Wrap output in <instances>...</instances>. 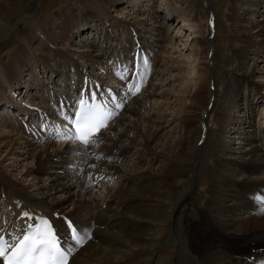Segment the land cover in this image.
Instances as JSON below:
<instances>
[{"label": "bare ground", "instance_id": "6f19581e", "mask_svg": "<svg viewBox=\"0 0 264 264\" xmlns=\"http://www.w3.org/2000/svg\"><path fill=\"white\" fill-rule=\"evenodd\" d=\"M10 1L0 0V8ZM78 1L79 7L67 17L58 14L62 20L56 30L44 28L37 15L24 17L19 47L0 60V104L18 110L0 112L3 235L17 238L33 221L21 216L29 211L49 219L63 245L74 247L68 264H264V120L258 121L261 128L252 125L253 95H264V83L252 81L253 76L264 80V62L255 58L264 53V0L229 1L230 36L238 45L227 57V67H220L229 73L228 82L218 87L211 78V90L209 65L216 61L214 52L209 60L203 47L204 25L198 16L208 0ZM122 2L131 10L119 20L110 12ZM141 4L149 9L139 8ZM145 19H150L148 28L143 27ZM117 24H122L121 31ZM7 26L0 17V36ZM89 28L94 38L84 40ZM183 33L187 38L180 39ZM37 37L43 41L31 55ZM96 37L102 43L98 47ZM157 49L155 60L163 54L161 62L171 70L164 80L162 66L150 60ZM138 54L147 57L148 64L141 63L137 70ZM183 60L194 63L191 72L196 77L187 82L180 73ZM35 66L42 71L35 73ZM149 68L152 77L146 81ZM124 75L128 78L122 79ZM20 79L25 92L33 89L26 95L34 97L26 101L30 111L5 96V90L15 92ZM125 83L131 90L138 85L141 92L123 103L108 122L112 130L103 134V129L99 137L101 152L116 148L114 163L98 162L95 145L69 147L57 137L45 141L46 130L55 134L67 126L56 127L63 122L62 102L69 112L66 108L86 87L97 91L104 103L110 95L120 99ZM167 86L178 88L171 93ZM171 94L183 98L173 110ZM150 99L156 109L148 105ZM107 107L113 110L111 103ZM192 109L194 114H188ZM133 117L144 128L135 129ZM170 121L175 126L166 129ZM189 127L201 135L190 149ZM78 162L84 164L82 171ZM200 178L205 182L198 183ZM200 184L203 195L197 193ZM195 194L201 195L200 203ZM188 210L193 216H186ZM66 219L81 235L89 234L82 244L71 239Z\"/></svg>", "mask_w": 264, "mask_h": 264}, {"label": "rangeland", "instance_id": "374dc122", "mask_svg": "<svg viewBox=\"0 0 264 264\" xmlns=\"http://www.w3.org/2000/svg\"><path fill=\"white\" fill-rule=\"evenodd\" d=\"M229 1L230 0H208V2H209L208 4H209L210 8L207 7L208 4H205L204 10H201L200 14H198V16H200V19L204 25L203 29H202V32H203L202 36L205 37V46H203V47H206L207 53L209 54V60L213 59L212 57H210V55L212 54V52H214V56H215L214 61H216V63H214L213 61L212 62L214 64L218 63L220 65L219 68L221 67V65L223 68L227 67L226 66L227 57H229L233 53V52H231L232 49H234V47L236 45H238L237 42L233 41V40H235V38H232L230 36L232 34L231 33L232 29H231L230 25L228 24L229 22L227 20V8L229 5ZM127 4L128 3H123V2L118 4L117 11L116 12L111 11L110 14H112L113 16L115 15L116 17H118L117 19H119V20H123L122 14L124 12H126V10H131V7L128 6ZM142 4H145V3H142ZM142 4L139 6V8H141L145 11H147L150 7L152 8L154 6L151 3L149 8H146V6H144ZM79 5H80V2L78 0H11L5 8H0V17L2 19H4V21H6V23L8 25L7 26L8 30H7L6 34H3L0 36V60H2V59L5 60L9 56L10 52H14V50L17 48V46L19 47L20 44L18 43V38H19V35L22 34V32L24 31V28H25L24 23H23L24 17H26L29 14L37 15L40 17L41 24L44 28L50 29V27H51V28H55V30H56V27H58L61 24L62 17L64 18L65 16L67 17V15H70L72 13V8L73 7H79ZM123 8H126V9L124 10ZM58 14H60V16L62 15L61 19H59ZM144 15H145V12H144ZM126 19L129 20L130 22L132 21L131 18L128 16ZM209 19H211V20H209ZM149 20L150 19H145L143 21V23H145V26L143 25V27L148 28L149 26H151ZM154 20H156V19H152V21H154ZM157 21L160 22V19H158ZM210 23H212L213 27L209 26ZM91 24H93V23H91ZM109 24L110 23H107V25H109ZM117 25H119L117 31H121L122 24H117ZM119 28H120V30H119ZM87 30L88 31H85V33L83 32L82 38L85 40L86 38H88V35H89L90 36L89 39L91 40L92 38H94V37H92L94 34V31L91 32L90 31L91 28H89ZM208 33H209V38H208ZM55 34L56 33H53V34L50 33L51 36H54ZM185 38H187V34L183 33V36H180V39H185ZM38 39H39V41H38ZM97 39L98 38L96 37V44L95 45H97V47H98L102 43H101V40L98 39V41H100V42H98ZM42 41H43V39H40L38 37L34 38L32 40L33 43L30 46L31 55L32 54L35 55L39 52L38 51V49L40 48L39 43H41ZM174 42L176 45L179 44V42L177 40H175ZM159 52L160 51H158V49H157L152 54L150 60L154 61L156 59V54H159ZM186 54H188V52H186ZM163 56H164L163 54H160L159 58H158V61L159 60L160 61L158 62L157 60H155L152 65H154V63H155L157 65V67L162 66L163 70H161L162 72H161L160 77L162 76L163 80H164V78L167 77L166 75L168 73H170L171 70H170L169 65L164 64V62H161L162 61L161 57H163ZM255 58L259 61H262L260 63H263L264 62V53L259 52V53L255 54ZM31 61H33V59ZM164 65H165V67L163 68ZM181 65H183L182 69L184 71H182L180 73H183L184 77L186 76V78H182L183 82H187V80H189V79L192 80L196 77L195 73L191 72L192 71L191 69H192L194 63H191V62L188 63L186 60L185 61L183 60ZM213 65L212 64L209 65V72H208L209 76L207 79V85H208L207 87L209 88V90H211L210 89L211 78L216 79L218 87L225 85L229 80V73L225 72L224 69H222V68L217 69V66L216 65L213 66ZM39 69L42 71V69L39 66H35L34 72L37 73V70H39ZM175 71L177 72V69ZM26 72L27 71H25L24 73H26ZM96 72H98V71H96ZM150 74H151V69L149 68L146 81H148L149 77H152V75H150ZM42 76H45V75L42 74ZM23 77H25V75H23ZM154 78L159 79L157 76H155ZM252 81L258 82L259 84L264 83V80L262 81L261 78H258L257 76H253ZM153 82H154V84H157L160 81L156 80V82H155V80H154ZM166 88H168L167 90H169V92L173 93L174 90L178 87L175 86L172 89V88H170V86H167ZM23 89H24V93L27 94V92H25L24 84L21 83V79H20V83L17 85V89L15 90V92H16L15 98H18V102L21 100L24 101V98H21V93H22ZM4 92H6L5 96H7V94L10 96L9 92H11V91L5 90ZM241 92H245V88H241ZM203 93H204V91H203ZM254 94L256 96L253 95V98H255L254 99L255 104L254 105L252 104L253 116H254V120H253L252 125H253V127H260L261 128L262 126H260L258 121L260 122L261 121L260 119L264 120V110H263L264 109V107H263L264 106V95L256 94V93H254ZM170 96H171L170 98L173 99L174 102L171 104L169 103V109L173 110V109H176L175 104L182 101L183 98H182V96H177V95L172 97V94ZM25 98H26L25 101L34 99V97H32V98L26 97V95H25ZM13 99H14V97H13ZM10 100H12V99L10 98ZM15 101H17V100L14 99V102ZM127 101H129V100H127ZM127 101H125V102H127ZM148 103H149L148 105L150 107L154 106L155 107L154 109H156V106L154 105L153 100L150 99L148 101ZM2 107H3V105L0 106V108H2ZM158 107H159V105H158ZM8 108L9 107H6L5 109H8ZM12 108H15V106ZM2 109H0V112L1 113L3 112V114L6 115L7 112L6 113L4 112L5 109H3V110ZM14 110L18 111L16 109H14ZM14 110H12L11 108L8 109V111L10 113L13 112ZM15 111H14V113H15ZM175 111H177V110H175ZM194 111L195 110L192 109L191 111L188 112V114L192 115V114H194ZM9 112L7 114H9ZM161 112H162V110L160 109L159 113H161ZM208 120L209 119H207V121ZM131 125L135 129H142L145 126V124L140 122V120H138L136 117H133L131 119ZM164 125L167 126L166 129L167 128H174L175 123L170 121ZM149 126H155V125L149 124ZM188 130H190L189 135H188V137L190 138V139L188 138V142L190 143L188 147L190 149L191 147L194 146V142L201 135L197 131L194 132V129L192 127H189ZM193 134H195V135L193 136ZM37 145H38V143H37ZM113 146H115V145H113ZM235 146L238 147L239 144H236ZM34 148L38 149L37 146H35ZM110 149H112V153H110V151L105 152L107 154L105 156V160L107 161V163H111L113 160V163H114V161H116V154H115L116 148H110ZM130 150L133 151V150H135V148H131ZM109 158H111V160H108ZM175 163H177V162H175ZM127 164L128 163L125 162L124 166H127ZM175 166H177V165H175ZM26 177H28V176L26 175ZM202 180H203V182H205L204 178H200L198 183L201 182ZM111 185H113V184H111ZM198 188H200V190L197 193H201L203 195V192L201 190V184L198 186ZM200 196L201 195H198V194L194 195V197L198 201V203H200L202 201V199H200ZM201 198H203V196ZM193 214H194L193 210H188L186 212L187 217H191V216H193ZM176 261H177V259L175 260V263H176Z\"/></svg>", "mask_w": 264, "mask_h": 264}, {"label": "snow or ice", "instance_id": "6c2138e0", "mask_svg": "<svg viewBox=\"0 0 264 264\" xmlns=\"http://www.w3.org/2000/svg\"><path fill=\"white\" fill-rule=\"evenodd\" d=\"M141 63L147 65L148 60L143 54H138L136 57L137 70ZM137 74L138 72L133 73L132 79H136ZM121 78L127 79L128 77L124 75ZM96 87L99 88L98 85ZM111 92L112 90L109 89V93ZM138 92L139 86L136 85V91L132 94L135 95ZM85 96L91 100V103L84 98ZM117 99V95H110L108 101L98 103L97 91L86 87L82 91L79 101L73 106L74 111H66L62 102L61 113L72 127L64 126L65 130L57 132V138L69 142H79L85 149L90 145H95L99 141L102 130L107 127V122L114 115V109L108 110L107 104L111 103L115 108L123 107V101L118 103ZM105 112L106 115H103ZM56 127L59 129L61 126ZM21 216L26 220L36 219L29 211H22ZM66 224L75 245L82 244L89 234L85 232L81 235L78 226L70 219H66ZM3 232L4 230L0 229V258H2L3 264H68L69 257L74 251L73 246L68 248L61 246L60 237L54 225L44 216H41L37 223L28 224L22 238L14 237L12 240H7Z\"/></svg>", "mask_w": 264, "mask_h": 264}]
</instances>
